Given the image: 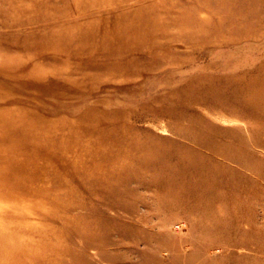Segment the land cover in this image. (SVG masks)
Wrapping results in <instances>:
<instances>
[{
	"label": "rangeland",
	"instance_id": "obj_1",
	"mask_svg": "<svg viewBox=\"0 0 264 264\" xmlns=\"http://www.w3.org/2000/svg\"><path fill=\"white\" fill-rule=\"evenodd\" d=\"M0 264H264V0H0Z\"/></svg>",
	"mask_w": 264,
	"mask_h": 264
},
{
	"label": "bare ground",
	"instance_id": "obj_2",
	"mask_svg": "<svg viewBox=\"0 0 264 264\" xmlns=\"http://www.w3.org/2000/svg\"><path fill=\"white\" fill-rule=\"evenodd\" d=\"M113 6V5H112Z\"/></svg>",
	"mask_w": 264,
	"mask_h": 264
}]
</instances>
